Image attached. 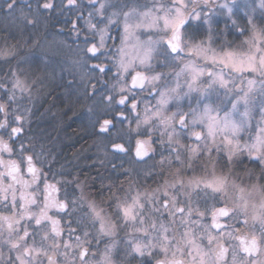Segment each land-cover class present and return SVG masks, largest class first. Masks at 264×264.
<instances>
[{
  "label": "snow or ice",
  "instance_id": "obj_1",
  "mask_svg": "<svg viewBox=\"0 0 264 264\" xmlns=\"http://www.w3.org/2000/svg\"><path fill=\"white\" fill-rule=\"evenodd\" d=\"M75 2L76 0H68L69 5ZM3 3L6 7L0 8V12L16 19L19 0H3ZM89 3L94 6L95 15L101 17L97 24L88 23L89 30L99 36V43H94L88 48V52L93 56H96L101 49L107 50L105 40L108 38L110 25L117 23L118 18L123 16L121 44L112 55L116 58L114 66L117 68L118 83L124 81L119 87V92L129 95H121L117 103L125 105L126 101L131 98L133 101L131 109L136 111L138 104L132 89L139 88L140 91H145L150 86L152 91L149 95L154 93L159 95L157 106L154 109L146 107L144 119L142 121L137 119V129L141 124L147 125V129L142 133L147 138L136 141V157L143 159L155 155L156 149L153 145L157 141L153 137L158 131L161 148L165 146L168 148L167 156L163 154V151L160 153L161 170L165 166L171 169L173 159L180 165L171 173L174 178L165 179L164 184L152 193L137 192L131 197V202L128 201L127 194L123 200L115 193L110 197V199L115 198L116 201L117 219H122L125 224L131 221L136 232H142L149 237L147 244L140 243L143 237H138L137 243L133 246V252L144 255L147 251L149 256L160 257L156 260V264H264V184H253L252 189L248 190L230 182L228 174L231 168H229V173L218 175L216 169L223 157L218 156L215 159L212 157L213 150L217 154L223 151L227 155L228 165H232L234 157L247 152L249 158L260 167L257 181L264 179V27H257L250 18L251 34L243 42L247 45V50H225V46H221V50L217 51L211 47L214 35L211 25L217 12L226 11L229 16L233 14L234 4H229L227 0L224 3H220L219 0H152L151 7L144 6L146 11H139L134 6L129 11L116 10L109 15H105L107 9L115 7L109 0H89ZM97 3L99 7H95ZM42 7L49 9L53 5L44 3ZM258 7L264 10V0H259ZM89 15L92 16L93 13ZM19 18L25 20L27 24L35 23L34 20L23 15V9L19 10ZM104 19H107V24L102 28L98 27ZM205 25L208 26L207 41L200 40L198 43L191 44L186 42V37L195 41V37L202 32ZM141 28L155 30L161 34L160 39L153 40L149 36V39L142 45L136 36L137 30ZM243 33L244 30H241V34ZM133 38L137 40L134 46L136 54L132 59H128L127 48ZM165 43L167 44L164 51L165 58L180 60L183 63L181 70L175 74L176 86L162 91L157 82L164 78V73L146 76L142 72H137L132 76L131 88L126 87L125 74L128 73L129 67L133 66L134 60L139 59L140 64L145 65L156 50L154 45ZM13 55L14 51L11 46L0 49V58L7 59ZM201 60L205 63L200 64ZM94 67L98 68L101 73L105 72L103 65L98 64ZM149 70H151L150 65ZM12 76L16 77L12 84L13 90L19 88L21 92L28 91V86L19 79L16 71H12ZM181 76L186 77L187 91L184 95L190 96L192 93H198L195 98L197 106L188 112L178 110L170 116L165 115L164 110L169 101L174 98L180 99L178 90L181 88L179 83ZM205 77L207 84L201 86L204 84L202 78ZM0 88H4V85L0 84ZM221 89L225 97L235 96V99L231 100V109L223 116L219 113L224 101H220V105L217 106L209 102L213 94L219 96ZM5 92L7 93L8 90L5 89ZM257 95L261 100L260 119L256 123L255 135L250 137L251 143L241 144L237 137L250 126L254 109L253 102ZM102 99H106L111 104L115 96L110 94ZM8 100L15 101L14 91L8 95ZM241 104L244 106V111L240 113L242 118L237 121L232 117L238 112ZM6 109V104H0V112H4L7 117ZM24 119L21 115L15 116V123L19 124L15 127H11L7 119L0 122V128L7 130L11 127L8 133L9 140L22 131ZM110 123L105 119L100 126V131H110L108 127ZM197 127H200L201 131H195ZM139 134L141 133L138 132ZM185 135L194 138L195 147L181 144V137ZM114 148L125 151L122 144H114ZM181 149H185L188 153V168H192L193 160L201 154L207 156L211 166L210 171L206 166L204 175L188 180L187 185L180 176L181 169L185 167ZM26 151L28 149L21 144V152ZM128 151L131 149L129 148ZM13 152L14 149L9 142L0 137V154L8 153L11 156ZM25 159L30 180L22 175L23 161L18 163L16 160H4L0 155V206L5 210H11L12 213L11 215H0V264H45V261L47 264H113L112 246H106L104 252L100 253L98 247L93 251L91 245L93 239L98 246L104 236L113 235L116 223L105 220L101 215L103 210L97 211L94 205L89 204L93 219L90 222L84 218L78 220L77 228H72L71 224L68 225L70 238L81 227L85 229L84 238L76 236L74 243L61 242L58 239L63 231L60 227V220L50 216L49 210L56 209L57 214L67 212L69 203L66 198L61 200L53 195L59 192L57 187L59 182L49 183L47 175L35 166L33 156L29 155ZM41 182L43 183L42 190ZM178 185L179 190L175 191V194L169 192V189L177 190ZM32 186H35L34 191L28 192L27 189ZM229 186L234 196L229 194ZM209 190L213 199L210 207L207 201ZM160 191H163V196L158 195ZM197 192L204 194L203 211L199 207L193 208L192 196ZM256 193L259 194L258 203L253 200ZM217 194L224 203L223 207H216ZM41 196L43 207L40 208L39 214L30 212L29 205L40 207L39 198ZM180 196L187 197L186 204L179 199ZM141 197H144V202H141ZM71 204L74 206L76 201L73 200ZM182 204L183 206H179ZM229 204L231 207L228 206ZM17 207L23 212L17 213ZM249 209H251V214ZM164 212H167L170 217L169 223L165 224L161 221L157 225L156 218L163 216ZM193 212L197 214L196 220H192ZM209 213L212 220L211 225H201L208 241L206 250L194 239L192 226L199 225L201 219ZM221 218H226L224 223H221ZM32 220L35 226L30 223ZM21 221L24 223L22 224ZM97 221L100 227L93 237L92 232L87 229L89 223L91 228L95 229ZM177 221L180 226L185 227L183 233L178 231ZM48 222L52 225L50 233L47 230ZM41 232H43L41 241H51L47 247L43 243L40 246L36 244L35 238ZM29 238L32 240L31 244L28 243ZM5 248L7 256L4 255ZM98 255L99 260L96 259Z\"/></svg>",
  "mask_w": 264,
  "mask_h": 264
},
{
  "label": "flooded vegetation",
  "instance_id": "obj_2",
  "mask_svg": "<svg viewBox=\"0 0 264 264\" xmlns=\"http://www.w3.org/2000/svg\"><path fill=\"white\" fill-rule=\"evenodd\" d=\"M109 2L120 8L130 7L134 3L133 0H109ZM44 3H51L53 7L44 9L42 7ZM4 7L6 5L0 0V8ZM64 8L68 12L67 15L64 14ZM93 8L89 0H76L72 5H69L68 0H19L16 19L0 12V49L11 46L14 51L13 56L7 59L0 58V84L4 85V88H0V104H6L8 112L7 117L4 112H0V122L7 119L11 127H15L19 126L15 123V116L21 115L25 118L22 122V131L12 140H9L8 136L11 127L7 130L0 128V137L8 141L14 149L11 156L8 153L0 155L4 160H16L18 163L23 161L22 175L29 180L31 177L27 173L25 157L31 155L34 157L35 166L47 175L49 183L59 182L57 184L59 192L53 195L61 200L66 198L69 208L67 212L59 214L56 209H50L49 215L60 220L63 231L58 239L61 242L74 243L76 236L84 238L83 227L77 229L70 238L68 225L77 228L76 222L82 218L90 222L93 214L89 204H92L97 211L103 210L101 215L105 220H114L117 225L113 237L104 236L97 246L93 237L99 230V221L96 222L95 229H92L89 223L87 230L93 234V237H89L93 239L91 245L93 251L98 247L99 252L103 253L106 246H112L113 264H156V260L160 257L149 256L147 251L144 255L133 252V246L140 236L139 232H136L128 222L125 224L122 219H117L116 201L115 198L110 199V197L115 193L123 200L125 195L131 194L135 188L131 186L129 191V185L137 186L143 180L151 183L164 177V169L168 167L165 166L161 170L160 153L163 151L167 156L168 148L165 146L162 149L161 145L156 143L153 145L156 149L154 156L137 158L136 141L142 139L129 136L132 133L128 134L130 130L125 124L135 112L131 109L132 99L129 98L125 105H120L117 103L121 98L119 96L109 104L106 99L94 97V91L89 92V88L97 84L99 86L96 88H103L102 97H106L110 88L113 64L108 40L107 50H100L96 56L88 52V48L97 43L94 31L89 30L88 25L83 22L89 19V22L94 24V20L88 17V13ZM20 9H23L24 16L34 20L35 23L27 24L25 20L20 19ZM237 35L238 33H228L226 37L236 39ZM52 41H57L56 50L47 46ZM115 42L116 38H112L111 44ZM166 48V43L162 47L158 45L150 59L153 69L165 74L161 80L164 82L169 80L176 69L173 67V62L182 65L180 60L165 58ZM98 64L104 66L105 72L101 73L94 67ZM167 66L170 69L166 72L164 69ZM12 71L17 72L19 79L28 86V91L12 89L16 79L12 76ZM137 72L149 76L145 71H133L127 80L129 88H131L132 76ZM5 89L8 90L7 93ZM12 91L15 92L14 102L8 100V95ZM151 91L149 89L143 93L139 88L132 89L138 106L141 98H152L157 94L149 95ZM105 119L111 122L108 126L110 131L101 132L100 126ZM182 137H184L182 141L187 145H191L194 141V138ZM21 144L28 151L21 152ZM114 144H122L125 151L114 148ZM129 148L131 151H128ZM184 155L186 151L183 157ZM173 162L179 165L174 159ZM147 163H151V169L144 176L140 168ZM193 163L200 166L203 163L201 155L194 159ZM183 173L186 175L189 172ZM127 183L130 184L126 186ZM34 188L35 186H32L27 191L33 192ZM40 188L43 189L42 182ZM73 200L76 201L74 206L71 204ZM39 203L40 207L29 205L28 210L39 214L40 208L43 207L42 196L39 198ZM21 212L23 210L17 207V213ZM11 214V210H5L0 206V215ZM225 219L221 218V223H224ZM240 219L242 221L243 217L241 216ZM30 223L35 226L34 220ZM51 227V223L48 222L49 233ZM42 235L43 232L36 236V244L40 246L43 243L47 247L51 241H41ZM207 242L206 240L201 242V246L206 250ZM28 243H32L31 238ZM4 255L7 256L6 248ZM96 259L99 260L100 256L98 255Z\"/></svg>",
  "mask_w": 264,
  "mask_h": 264
},
{
  "label": "rangeland",
  "instance_id": "obj_3",
  "mask_svg": "<svg viewBox=\"0 0 264 264\" xmlns=\"http://www.w3.org/2000/svg\"><path fill=\"white\" fill-rule=\"evenodd\" d=\"M133 1H134V3L132 4V6L127 7V8H120V7L109 8V9H107V12L105 15H109L111 12L116 11V10L129 11V9L134 7V6L137 7V9L139 11H146L147 9L144 6L147 5L148 7H151V2H152V0H133ZM219 2L224 3L225 0H219ZM227 2L229 4H234L233 14L231 16H229L226 11L224 13L217 12V14L213 17V23L211 25V28H212V32L214 35H213V43L211 44V47L213 49H216L217 51L221 50V46H225V50L246 51L247 45L244 44L243 42L251 34V32H250L251 26L249 24V19L251 18L253 20V23H255L257 25V27H264V10H261L258 7L259 0H227ZM95 7H99V6H95ZM89 13H93V15L90 16ZM89 13H88V17H90V20H94V24H97V22L99 20H101V17L95 15L94 8ZM64 14L65 15L68 14V12L65 11V8H64ZM114 19H117V18L114 17ZM88 22H89V19L87 22L85 20L83 23L88 25ZM105 24H107V19H104L103 23H100L98 25V27L102 28L105 26ZM234 24H235V26H234ZM117 27H119V29H117ZM116 29H117V31H116ZM241 30H244L243 34H241ZM122 33H123V16L121 15L118 18L117 23H113L112 25H110V31L107 34L108 38H106V40H105V44H106L107 40L110 42L109 48L111 51V58H112L111 60L113 63L111 66L112 67V78H111L110 88L107 90L106 96H108L110 94L114 95L115 97H119V96L124 95V94L129 95L128 93L122 94L119 92V87L121 84L124 83V81H119V83H118L119 78L117 77V68L114 66L115 57L112 55L116 51L115 48H118L121 44L120 37H121ZM228 33H238V35H237L236 39H232V38L228 39L226 37V34H228ZM136 36H138L139 42L143 45V43L149 39V36H151L153 40H158V39H160L161 34L157 33L155 30H152V29L141 28V29L137 30ZM207 37H208V26L205 25L202 32L199 33L195 37V41L191 40V38H189V37H186V42L191 44V43H198L200 40L207 41ZM112 38H116L115 44H113V43L111 44ZM95 40H96V43L98 44L99 43V36L96 33H95ZM48 44H50V45H47V43H46V45L52 50H56L58 48L57 41L56 42L52 41ZM136 44H137V40L135 38H133L130 41L129 46L127 48V51L129 52L128 59H132V57L135 56L136 53L134 51V46ZM157 46L158 45H154L155 49ZM162 46L163 45H161V47ZM228 46H230V48ZM158 48H160V47H158ZM137 50H139V49H137ZM199 63L204 64V61L201 60V61H199ZM173 64H174L173 67H175L176 69L174 70V73L169 78V80H167L165 82L160 80L157 82L158 86L160 87V89L162 91L166 90L167 88H170V87H175L177 84V79H176L175 74L181 70V68L183 67V63H182V65H177L176 62H173ZM149 65L151 66V70H149ZM169 69L170 68L167 66L164 69V71L167 72V70H169ZM136 70L145 71L146 74L149 76L156 75L157 73H159L158 71L153 69L152 62H150V60H148L145 65H141L139 62V59H135L133 62V66L129 67L128 73L125 74V76H126V87H128V83H127L128 81L127 80L129 78V76H131V73L133 71H136ZM185 78H186L185 76H181L180 81H179V83L181 85V88L178 90L180 93V99L177 100L174 98V99L169 101L168 105L166 106V109L164 110L165 115L170 116L172 113H174L178 110L181 112H188V111H190L191 108H195L197 106L195 98L197 97L198 93H192L190 96L184 95V93L187 91V87L185 84ZM202 79L204 80V84L201 86H206V84H207L206 77L202 78ZM237 83H239V81H237ZM97 86H99V85L96 84L95 88H89V92L94 91V94H93L94 97H96V98L99 97L101 99L102 95L104 94L103 88H101V87L96 88ZM149 89H151L150 86L145 91H142V92L143 93L147 92V91H149ZM143 93H141V95ZM158 99H159L158 94H156L152 98H147V97L141 98V100H140L141 102H140V105L138 106L137 110L133 114L130 115V117H129V119H127V121H125L126 127L130 130L128 132V134L132 133L129 136L138 137V138H141L142 140L147 138L145 135L142 134L147 129V125L141 124L140 128L137 129V119H140L142 121L144 119V116H145V111H144L145 108L148 107L150 109H154L157 106ZM234 99H235V96L225 97L224 91L221 89L219 92V96L217 97L216 94H213L211 101H209V102H211L213 104V106H217V105H220V101H224L223 105H221L222 110L219 113L220 116H223L225 112H228L231 109V107H232L231 100H234ZM260 100H261V98L259 97V95H257L254 102H253L254 103V109H253V116H252V119L250 122V126L245 131H242L239 134V136L237 137V139L239 140V142L241 144H243L245 142H249V143L252 142L250 137H254L255 129H256V123L260 119V115H259ZM200 107L202 108L203 105L201 104ZM243 111H244V106H243V104H241L239 106L238 112L234 113L232 118L234 120L239 121L242 118L240 113H242ZM177 120H178V117H177ZM194 130L195 131H201V128L197 127ZM138 132L141 134L138 135ZM185 136H186V138H190L188 135H185ZM183 138L184 137H181V144L187 145V144H185L186 143L185 141L184 142L182 141ZM153 139L156 140L157 143L160 145V143H159V132L158 131L156 132ZM165 141H167V137H165ZM191 146L195 147V144L192 143ZM181 151H182V153H184V151H186V150L181 149ZM187 156H188V153L186 151V155H184V157H183L185 161H187ZM218 156L223 157V160L217 166V169H216V172L218 175L229 173V168H231V172L228 174V179L230 182H234L235 184H237L241 187H245L248 190L252 189L253 184H257V183L264 184V179L257 181V177L260 175V167L258 166V164L255 161H253L249 158L247 152H244L242 155H237L236 157H234V163L232 165H228L227 155L225 154V152L222 151L219 154H217L216 151L213 150L212 157L215 159ZM201 157H202L203 163L200 164V166L194 165V163L192 162V164H193L192 168H188L187 162H186L185 167L181 169L180 176L184 180L185 185H187L188 180H190L194 177L203 176L206 166L209 168V171H210L211 166H210V162L207 159V156L205 154H201ZM160 159H161V157H160ZM178 167H180V166L178 164H176L175 162H173V167L171 169H169V168L164 169V175H163L164 177H162L161 179L155 180L151 183L146 182L144 180L142 181V183L138 184L137 186L134 184L129 185L130 183H127L126 186H128V185H129V187L135 186V188H133L134 190H132L131 194H127L128 201L131 202V197L133 195H135L137 192L152 193L153 190L160 188V186L164 184L165 179L172 180L174 177L171 175V173L174 172L175 169ZM149 169H151V163H147L146 165L142 166L140 168V171L142 172V175L145 176ZM185 171L189 172V173L184 175L183 172H185ZM249 174H251V176ZM178 190H179V185L177 186V190L169 189V192L175 194V191H178ZM185 190H187V188ZM229 194L232 196L235 195L233 190L231 189V186H229ZM158 195L163 196V191H160L158 193ZM179 199L183 202V204L187 203V197L180 196ZM192 200H193V208L199 207L201 211L204 210V194L202 192L194 193L192 196ZM215 200H216V207H218L220 205L224 206V203L221 202V200H220L219 194L216 195ZM253 200L257 203L259 202V194L258 193L254 194ZM207 201H208V205L210 207L213 203L212 193L210 190H209V194L207 197ZM141 202H144V197H141ZM160 202H161V204H163V200H161ZM183 204L179 205V206H183ZM228 206L231 207V204H229ZM249 212H251V209H249ZM112 215H114V214H112ZM154 218H156V217L154 216ZM196 219H197V214L195 212H193L192 220H196ZM111 221L114 222V220H111ZM161 221H163L165 224L169 223L170 217L168 216L167 212H164L163 216L156 218L157 225H159V223ZM128 223L133 228L132 222L129 221ZM211 223H212V220H211V215L209 213L208 215H206L205 217H203L201 219L199 225L192 226L194 229V239L196 240L197 243L201 244V242H203L204 240L207 241V237H206V235H204V229L201 225H204V224L211 225ZM137 226H139L138 223H137ZM177 227H178V231L180 233H183V231L185 230L184 226L179 225V221H177ZM149 232H151V229H149ZM213 232L215 233L214 230H213ZM139 235L140 236H138V237H143V239H141L139 242L142 244H147L149 237L146 236L142 232H139ZM170 235H171V233H170ZM111 236L113 237V235H111ZM127 238L131 239L128 236H127ZM136 238H134V239H136ZM145 253H146V251H145Z\"/></svg>",
  "mask_w": 264,
  "mask_h": 264
},
{
  "label": "water",
  "instance_id": "obj_4",
  "mask_svg": "<svg viewBox=\"0 0 264 264\" xmlns=\"http://www.w3.org/2000/svg\"><path fill=\"white\" fill-rule=\"evenodd\" d=\"M136 75V74H135Z\"/></svg>",
  "mask_w": 264,
  "mask_h": 264
}]
</instances>
